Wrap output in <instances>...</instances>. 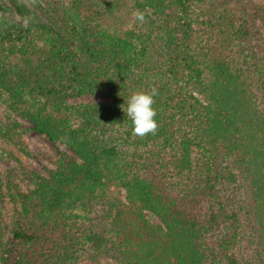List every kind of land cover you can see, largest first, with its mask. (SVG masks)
I'll return each instance as SVG.
<instances>
[{
  "label": "trees",
  "instance_id": "1",
  "mask_svg": "<svg viewBox=\"0 0 264 264\" xmlns=\"http://www.w3.org/2000/svg\"><path fill=\"white\" fill-rule=\"evenodd\" d=\"M9 2V13L0 6V98L77 158L60 152L47 177L22 169L33 185L25 191L9 173L20 210L1 264L77 262L72 209L101 200L118 264H264V6L141 0L146 22L133 31L121 27L126 0H72L59 6L61 26ZM152 87L159 130L141 139L126 101ZM98 96L112 103H70ZM18 128L8 117L0 139L28 154ZM112 187L126 203L109 199Z\"/></svg>",
  "mask_w": 264,
  "mask_h": 264
},
{
  "label": "rangeland",
  "instance_id": "2",
  "mask_svg": "<svg viewBox=\"0 0 264 264\" xmlns=\"http://www.w3.org/2000/svg\"><path fill=\"white\" fill-rule=\"evenodd\" d=\"M24 2L31 15H37L42 20H52L54 25L61 26V20L58 15H62V8L70 7L72 0H55L59 6L53 3H46L42 0H21ZM141 0H126L125 5L128 8V16L126 22L121 27L124 30L140 31L142 25L135 21L132 13L139 9ZM264 6V0H255ZM0 6L9 13V0H0ZM15 17L19 19L18 14L11 10ZM127 11V10H126ZM57 12V13H55ZM27 18L24 17L23 20ZM117 26V24L115 25ZM102 102L111 104L109 98L98 96L94 99H73L70 103L75 106V109H82V106L91 102ZM13 117L18 123L20 132L19 138L21 142L27 147L28 154L21 152L14 144L9 141L0 139V181L2 184L3 196L0 194V244H5L11 236V229L15 220L16 211L20 210V205L12 202L7 195V177L9 173L13 176L14 181L22 190L33 188L27 178L23 175L22 169L32 170L47 177L48 169H54L56 162L60 157V152L69 154L77 158L65 144L57 142H50L44 135L35 132L32 129V123L26 118L21 117L18 113L10 109L7 98H0V127L5 126L6 119ZM73 117V118H72ZM71 117V124L76 125L79 120V113L73 112ZM74 119V120H72ZM122 144L124 142L119 140ZM109 199H115L126 203L125 191L121 187H112L109 192ZM235 205V201H234ZM107 206L103 200L99 202H91L84 206L77 205L72 209L71 213H75L80 217L74 227V232L77 239V244L74 248L77 249L79 259L73 264H118L117 253L113 249L107 250L105 240H107V233L109 229V220L105 217ZM68 212V211H67ZM146 218L153 224L161 225L162 222L159 217L148 210L144 211ZM74 217L72 216V219ZM92 234L100 237L99 242L93 243L87 239ZM217 232L214 233L216 237ZM79 237V238H77ZM81 241V243H80ZM80 243V244H79ZM79 250V251H78ZM1 264V252H0Z\"/></svg>",
  "mask_w": 264,
  "mask_h": 264
},
{
  "label": "clouds",
  "instance_id": "3",
  "mask_svg": "<svg viewBox=\"0 0 264 264\" xmlns=\"http://www.w3.org/2000/svg\"><path fill=\"white\" fill-rule=\"evenodd\" d=\"M132 15L139 24L143 25L146 22V13L144 11L137 9ZM157 95L158 89L152 87L150 91L133 93L126 101V115L131 120L133 136L143 139L149 134H157L159 124L155 119L157 110L154 107Z\"/></svg>",
  "mask_w": 264,
  "mask_h": 264
}]
</instances>
